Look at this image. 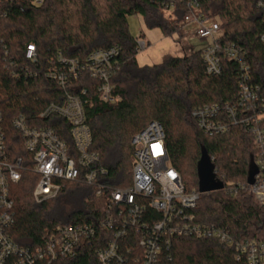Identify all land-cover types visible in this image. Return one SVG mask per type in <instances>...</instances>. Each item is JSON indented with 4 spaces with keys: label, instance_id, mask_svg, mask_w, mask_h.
Here are the masks:
<instances>
[{
    "label": "trees",
    "instance_id": "16d2710c",
    "mask_svg": "<svg viewBox=\"0 0 264 264\" xmlns=\"http://www.w3.org/2000/svg\"><path fill=\"white\" fill-rule=\"evenodd\" d=\"M0 0V111L7 140L16 156H24L12 120L23 115L29 125L52 128L73 149L69 126L57 116L39 119L51 103L61 105L65 92L44 78L45 70L60 53L84 60L99 49L118 46L120 68L111 83L117 102L98 101V82L84 76L72 83L70 92L86 90L84 112L92 137L90 151L99 161L96 168L107 171L108 185L127 187L131 182L133 149L131 139L150 122L159 123L172 167L187 190L198 189V164L202 151L208 156L215 177L246 182L253 164L251 136L242 128L208 136L191 118L197 108L231 104L237 98L239 78L234 64L224 60L220 76L204 72L201 51L184 57H166L159 65L139 66L135 39L128 19L141 15L148 28H159L165 36L179 33L189 13V0ZM202 14L216 19L224 40L249 54L255 82H264V20L257 0H194ZM140 38L143 33L139 34ZM29 44L36 49L37 65L25 60ZM30 66L36 76L12 78L8 62ZM263 80H260V79ZM38 176L27 169L21 181L11 186L14 223L7 234L22 247L36 248L56 227L97 222L107 213V194L83 184L65 183L58 196L41 204L33 199ZM197 222L228 230L237 242H264V206L247 192L225 195L213 192L200 196L193 210ZM147 215L156 217L151 211ZM102 236L105 233L101 232ZM108 235L106 234V237ZM128 241V240H127ZM96 239L86 241L73 259L54 264H96ZM169 264H246L236 260L235 247L213 240L174 238L168 252Z\"/></svg>",
    "mask_w": 264,
    "mask_h": 264
},
{
    "label": "built area",
    "instance_id": "2783aa9c",
    "mask_svg": "<svg viewBox=\"0 0 264 264\" xmlns=\"http://www.w3.org/2000/svg\"><path fill=\"white\" fill-rule=\"evenodd\" d=\"M187 7L189 13L184 18V26L192 27L194 37L211 41L201 50L205 74L220 76L224 60H227L234 64L239 78L237 98L233 103L205 105L193 110L191 118L208 136L242 127L251 136L255 150L253 184L216 178L213 170L215 181L222 184V189L214 192L230 196L247 192L257 204L264 206V82H255L248 52L223 39L216 19L200 13L194 0H189ZM257 9L264 20V0H257ZM259 40L264 44V33ZM135 44L137 52L146 49L145 42L139 38L135 39ZM120 53L118 46L95 50L84 60L69 59L59 53L44 72V78L62 89L65 98L61 105L49 104L39 114V119L57 116L65 120L73 149H69L67 142L52 128L40 127L38 122L29 125L24 116L19 115L12 120L11 126L25 155L16 156L9 146L0 111V264H54L58 260L73 259L83 243L93 239L98 245L94 252L96 264H169L172 240L184 237L234 246L237 261L264 264V242H237L228 230L197 222L193 210L200 196L205 194L198 189L187 190L183 184L170 163L159 123L150 122L131 139L133 160L129 186L121 188L104 182L108 173L95 167L99 157L90 151L92 137L84 112L86 90L83 87L75 92L67 89L87 76L98 82L100 103L117 102L111 80L120 68ZM24 56L30 66L37 65L33 44L26 47ZM7 65L12 78L36 76L30 66L18 71L14 62L9 61ZM27 169L38 176L33 190L37 204L55 199L65 183H76L96 188L97 197L105 192L107 213L97 222L58 226L39 247L15 244L7 234L14 223L11 186L21 181ZM148 211L155 213L157 218L147 215Z\"/></svg>",
    "mask_w": 264,
    "mask_h": 264
},
{
    "label": "rangeland",
    "instance_id": "374dc122",
    "mask_svg": "<svg viewBox=\"0 0 264 264\" xmlns=\"http://www.w3.org/2000/svg\"><path fill=\"white\" fill-rule=\"evenodd\" d=\"M128 30L131 36L145 42L146 49L137 52L135 62L139 66L159 65L170 57H184L196 51H201L210 40L203 41L192 35V27L184 26L179 33L165 36L159 28H148L141 15L131 16L128 19Z\"/></svg>",
    "mask_w": 264,
    "mask_h": 264
},
{
    "label": "water",
    "instance_id": "95a60500",
    "mask_svg": "<svg viewBox=\"0 0 264 264\" xmlns=\"http://www.w3.org/2000/svg\"><path fill=\"white\" fill-rule=\"evenodd\" d=\"M256 174V169L254 165H251L247 182L251 185L253 184V177ZM198 190L202 194L214 192L222 189V184L215 181L213 175V166L204 151L198 164Z\"/></svg>",
    "mask_w": 264,
    "mask_h": 264
}]
</instances>
